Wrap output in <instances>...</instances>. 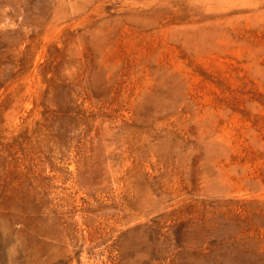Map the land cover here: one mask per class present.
Listing matches in <instances>:
<instances>
[{"label": "rangeland", "instance_id": "obj_1", "mask_svg": "<svg viewBox=\"0 0 264 264\" xmlns=\"http://www.w3.org/2000/svg\"><path fill=\"white\" fill-rule=\"evenodd\" d=\"M0 264H264V0H0Z\"/></svg>", "mask_w": 264, "mask_h": 264}]
</instances>
